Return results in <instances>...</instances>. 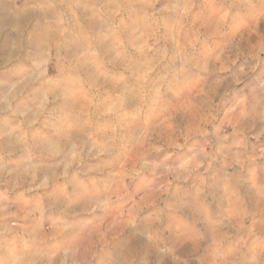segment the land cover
Wrapping results in <instances>:
<instances>
[{
    "label": "rangeland",
    "instance_id": "rangeland-1",
    "mask_svg": "<svg viewBox=\"0 0 264 264\" xmlns=\"http://www.w3.org/2000/svg\"><path fill=\"white\" fill-rule=\"evenodd\" d=\"M0 1V264H264V0Z\"/></svg>",
    "mask_w": 264,
    "mask_h": 264
},
{
    "label": "crops",
    "instance_id": "crops-1",
    "mask_svg": "<svg viewBox=\"0 0 264 264\" xmlns=\"http://www.w3.org/2000/svg\"><path fill=\"white\" fill-rule=\"evenodd\" d=\"M6 2L0 1V7L1 6L9 7V2L8 1H6ZM2 19H4L2 22L7 21V20H11L14 24L17 25V27H18V25L22 24V22H23L22 17L11 15V14H9L7 16V18L3 17ZM14 37L16 38L17 36L15 35ZM12 39L13 38H11V40ZM16 40H17V38L15 39V41ZM14 45L16 47V43H14ZM15 47H14V49H15ZM260 226L262 227L264 225H260ZM209 227L215 228V232L218 231L217 230L218 225H216L214 223H210ZM261 227L256 226V229H260ZM231 242L232 241L230 240V238L229 239L226 238V240L223 241L224 245H218L217 241H215V243L214 242L207 243L206 240L199 241L198 242L199 245L196 246L195 250L198 248L201 249L202 252L200 253V255H198V251L196 250L195 251V257H193V259L188 258V259H185V261H183V262L174 260V262H171L170 264H257L256 259H252L251 257H248L245 253L243 254V251L240 250V246H238V243L235 244V242L234 243H231ZM193 247H195V246L193 245ZM225 247H226V249H229V250L231 247L233 255H231L232 254L231 250L228 252V250H225ZM206 248H207V250L211 249V248H218V251H221V253H222L223 259L220 261H211V260L206 261V259H205ZM208 251H209L208 253H214V250H212V252H210V250H208ZM215 251H217V250H215ZM251 251L252 250H250V252ZM202 254L204 256H202Z\"/></svg>",
    "mask_w": 264,
    "mask_h": 264
}]
</instances>
